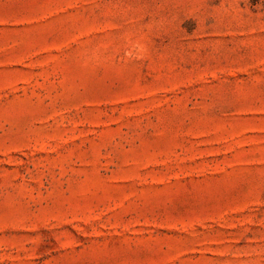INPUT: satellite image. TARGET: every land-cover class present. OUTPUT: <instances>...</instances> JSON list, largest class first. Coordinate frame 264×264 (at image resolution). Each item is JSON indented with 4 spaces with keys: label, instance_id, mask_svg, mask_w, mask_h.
I'll return each mask as SVG.
<instances>
[{
    "label": "rangeland",
    "instance_id": "obj_1",
    "mask_svg": "<svg viewBox=\"0 0 264 264\" xmlns=\"http://www.w3.org/2000/svg\"><path fill=\"white\" fill-rule=\"evenodd\" d=\"M0 264H264V0H0Z\"/></svg>",
    "mask_w": 264,
    "mask_h": 264
}]
</instances>
